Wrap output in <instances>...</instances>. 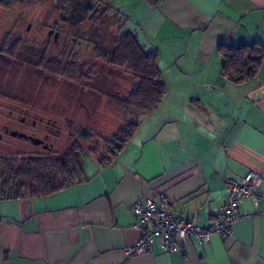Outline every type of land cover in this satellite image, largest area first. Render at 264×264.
Returning a JSON list of instances; mask_svg holds the SVG:
<instances>
[{"label": "crops", "instance_id": "1", "mask_svg": "<svg viewBox=\"0 0 264 264\" xmlns=\"http://www.w3.org/2000/svg\"><path fill=\"white\" fill-rule=\"evenodd\" d=\"M145 50H157L166 86L129 142L88 179L44 197L0 200V264H264V60L243 83L221 74L219 43L264 46V0H111ZM119 12V11H118ZM129 23V24H127ZM260 175L232 234L191 237L182 252L158 238L142 254L132 205L164 194L175 215L210 224L229 179Z\"/></svg>", "mask_w": 264, "mask_h": 264}, {"label": "rangeland", "instance_id": "2", "mask_svg": "<svg viewBox=\"0 0 264 264\" xmlns=\"http://www.w3.org/2000/svg\"><path fill=\"white\" fill-rule=\"evenodd\" d=\"M78 0H48L44 4H29L27 0H19L11 9L0 7V38L12 39L31 38L30 33L23 31L31 25V32L39 24L56 23L58 27H66L71 32H76L73 27H86L93 24L94 40L99 41L104 53L109 54L114 45L115 34L129 29L122 23L121 18L103 7L96 6L93 10H76ZM85 1V0H84ZM88 6L95 0H87ZM115 8V4H111ZM119 12L127 18L125 10L120 6ZM89 16L92 21L86 20ZM129 24V23H127ZM17 25L22 32L17 37L6 36L4 30ZM14 29V28H13ZM17 29V28H15ZM119 31V32H118ZM2 34V35H1ZM75 34V33H74ZM6 36V37H5ZM82 42H84L82 40ZM81 45L84 46L83 43ZM95 61L86 63L77 62L78 76L70 79L65 76H43L21 71L8 63L0 71V122H8L7 116L11 113L7 106L17 99V96L26 92L27 99L31 102L32 92L38 91L41 100H35L36 109L34 116L50 118L60 129V136L53 151H44L41 148L28 146L17 148L9 142L13 139L0 140V155L17 157L24 155L33 158H52L59 160L76 141L74 135L77 130L90 131L97 137L100 134L108 135L123 123L137 121L142 112L135 108H122L110 101L111 96H123L131 85V76L124 67H116L106 63L105 59L97 57ZM86 59L85 55L81 58ZM30 93V95H29ZM37 102V103H36ZM14 115L19 111H12ZM13 143V142H12ZM86 172H91L96 167V158L91 154L83 156Z\"/></svg>", "mask_w": 264, "mask_h": 264}, {"label": "trees", "instance_id": "3", "mask_svg": "<svg viewBox=\"0 0 264 264\" xmlns=\"http://www.w3.org/2000/svg\"><path fill=\"white\" fill-rule=\"evenodd\" d=\"M47 1L27 0L29 4H44ZM110 1L95 0L86 13L100 6L118 15L125 24L127 18L116 11ZM144 1L149 5H156L158 2ZM18 2L19 0H0V7L11 9ZM85 19L93 20L89 16ZM119 31L121 33L115 34L111 52L101 56H108L109 59H104L113 66L126 68L131 76V85L125 95L111 96L109 99L122 108L150 112L160 104L166 92L162 71L157 64V50H145L132 30L126 28L121 31L120 27ZM217 51L222 57L221 74L233 83H243L254 77L264 60V46L258 42L219 43ZM55 72L70 79L78 76L77 67L73 63L67 64L64 70L56 69ZM137 125L136 121H129L119 125L110 134H100L97 137L90 131L77 130L74 133L77 142L59 160L0 155V200L44 197L85 181L88 175L83 156L87 153L93 155L98 167L110 165L129 142Z\"/></svg>", "mask_w": 264, "mask_h": 264}, {"label": "flooded vegetation", "instance_id": "4", "mask_svg": "<svg viewBox=\"0 0 264 264\" xmlns=\"http://www.w3.org/2000/svg\"><path fill=\"white\" fill-rule=\"evenodd\" d=\"M87 2L86 0H78L75 9L87 11L90 7ZM92 26L93 24L83 30L81 27L74 26L73 30L76 32L72 33L70 29L58 27L56 23L39 24L34 32H31V25H27L23 31L32 34L31 38H0V71L9 63L11 67H17L21 73L33 72L37 75L61 77V74L55 72L56 69L62 71L70 63L77 67L79 61L82 63H86L87 60L93 62L95 61V52H98L97 57L109 59L108 56H101L104 53V47L99 46V41L96 38L94 40ZM19 31L22 32V28L20 29L15 25L4 30V33L6 36L17 37L20 35ZM82 55L86 56L83 61H81ZM106 63L108 62L106 61ZM39 98L38 91H33L30 102L26 92H23L17 96V99L10 102L7 106L11 112L7 116L8 122H0L1 141L6 140L8 142L7 140L13 139L15 141L9 143L17 148L22 149L32 145L44 151H53L60 136V129L50 118H43L42 116L36 118L34 116L32 111L37 108L34 101L41 100ZM0 108H2L1 103ZM12 111L21 113L14 115ZM13 131L15 132L14 135L12 134ZM32 137L39 138L41 141L34 143Z\"/></svg>", "mask_w": 264, "mask_h": 264}, {"label": "built area", "instance_id": "5", "mask_svg": "<svg viewBox=\"0 0 264 264\" xmlns=\"http://www.w3.org/2000/svg\"><path fill=\"white\" fill-rule=\"evenodd\" d=\"M260 175L255 171H248L243 177L229 179L226 183V195L221 204L214 210L211 222L207 226H200L190 215H175L171 211V201L164 194L159 201L152 197H145L132 205V213L136 218V228L140 237L124 250L128 254H142L146 252L154 238H158L161 246L167 251L182 252L187 239L194 237L199 243L206 244L212 233L222 237L232 234V226L239 218V205L246 197L258 200V182Z\"/></svg>", "mask_w": 264, "mask_h": 264}, {"label": "water", "instance_id": "6", "mask_svg": "<svg viewBox=\"0 0 264 264\" xmlns=\"http://www.w3.org/2000/svg\"><path fill=\"white\" fill-rule=\"evenodd\" d=\"M12 134L14 135L15 132L13 131ZM19 135H21V134H19ZM32 139H33V142H34V143H38V142L41 141L39 138H36V137H32Z\"/></svg>", "mask_w": 264, "mask_h": 264}]
</instances>
